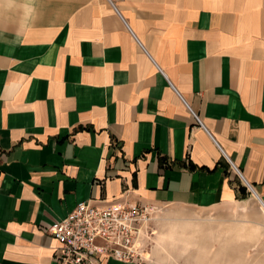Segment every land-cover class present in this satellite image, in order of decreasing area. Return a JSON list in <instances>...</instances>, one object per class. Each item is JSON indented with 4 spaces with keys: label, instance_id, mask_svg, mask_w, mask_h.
Segmentation results:
<instances>
[{
    "label": "crops",
    "instance_id": "0c3cea01",
    "mask_svg": "<svg viewBox=\"0 0 264 264\" xmlns=\"http://www.w3.org/2000/svg\"><path fill=\"white\" fill-rule=\"evenodd\" d=\"M244 187L264 204V0H0V264H56L47 228L81 201Z\"/></svg>",
    "mask_w": 264,
    "mask_h": 264
},
{
    "label": "rangeland",
    "instance_id": "374dc122",
    "mask_svg": "<svg viewBox=\"0 0 264 264\" xmlns=\"http://www.w3.org/2000/svg\"><path fill=\"white\" fill-rule=\"evenodd\" d=\"M240 197L227 209H151L145 253L177 264H264V214L251 189Z\"/></svg>",
    "mask_w": 264,
    "mask_h": 264
},
{
    "label": "built area",
    "instance_id": "2783aa9c",
    "mask_svg": "<svg viewBox=\"0 0 264 264\" xmlns=\"http://www.w3.org/2000/svg\"><path fill=\"white\" fill-rule=\"evenodd\" d=\"M151 209L132 202L106 206L89 201L77 203L70 213L53 220L47 228L59 244L54 256L56 264H99L102 257L143 261L148 257L145 251Z\"/></svg>",
    "mask_w": 264,
    "mask_h": 264
},
{
    "label": "bare ground",
    "instance_id": "6f19581e",
    "mask_svg": "<svg viewBox=\"0 0 264 264\" xmlns=\"http://www.w3.org/2000/svg\"><path fill=\"white\" fill-rule=\"evenodd\" d=\"M254 193V192H253ZM254 196L256 197V198H258L259 199V201L262 203V201L260 200V198L254 193ZM262 205L264 206V204L262 203ZM261 206V205H260ZM263 206H261L260 208H262V210H263V212H264V207Z\"/></svg>",
    "mask_w": 264,
    "mask_h": 264
}]
</instances>
